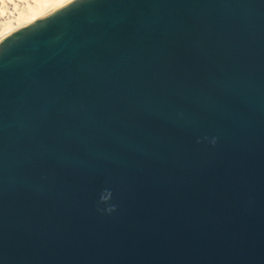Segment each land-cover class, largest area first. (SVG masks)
Here are the masks:
<instances>
[{
  "label": "water",
  "instance_id": "95a60500",
  "mask_svg": "<svg viewBox=\"0 0 264 264\" xmlns=\"http://www.w3.org/2000/svg\"><path fill=\"white\" fill-rule=\"evenodd\" d=\"M0 264H264V0H68L4 37Z\"/></svg>",
  "mask_w": 264,
  "mask_h": 264
},
{
  "label": "bare ground",
  "instance_id": "6f19581e",
  "mask_svg": "<svg viewBox=\"0 0 264 264\" xmlns=\"http://www.w3.org/2000/svg\"><path fill=\"white\" fill-rule=\"evenodd\" d=\"M68 0H0V41Z\"/></svg>",
  "mask_w": 264,
  "mask_h": 264
}]
</instances>
